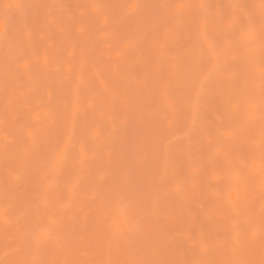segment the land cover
<instances>
[{"label":"rangeland","instance_id":"374dc122","mask_svg":"<svg viewBox=\"0 0 264 264\" xmlns=\"http://www.w3.org/2000/svg\"><path fill=\"white\" fill-rule=\"evenodd\" d=\"M263 162L264 0H0V264H264Z\"/></svg>","mask_w":264,"mask_h":264},{"label":"bare ground","instance_id":"6f19581e","mask_svg":"<svg viewBox=\"0 0 264 264\" xmlns=\"http://www.w3.org/2000/svg\"><path fill=\"white\" fill-rule=\"evenodd\" d=\"M229 1H230V0H229ZM192 40H193V39H192ZM187 48H188V47H187ZM195 48H196V47H195ZM185 49H186V48H185ZM178 50H180V48H179ZM187 51H188V50H187ZM180 52H181V51H180ZM187 54H188V53H187ZM191 56H192V55H191ZM241 96H243V95H241ZM228 97H229V96H228ZM229 98H230V101H231L232 97H229ZM205 100H206V99H205ZM220 100H221V98H220ZM228 100H229V99H228ZM224 103H225V102H224ZM225 105H226V103H225ZM221 108H222V105H221ZM220 110L222 111V109H220ZM261 114H262V113H261ZM219 116H220V115H219ZM221 117H222V115H221ZM255 132L257 133V131H255ZM258 132H260V131H258ZM239 136H240V135H239ZM234 138H235V137H234ZM233 140H234V139H233ZM235 141H238V139L235 140ZM241 141H242V140H241ZM233 143H234V142H233ZM231 146H232V144H230V147H229V148H232ZM237 146H238V145H237ZM239 146H240V145H239ZM225 149H226V148H225ZM225 149L222 147V150L225 151ZM233 149H234V148H233ZM218 150H219V148H218ZM231 150H232V149H231ZM233 151H235V150H233ZM218 152H219V151H218ZM231 153H233V152L231 151ZM226 157H227V156H226ZM258 157H259V155H257L255 158H258ZM261 157H262V156H261ZM255 158H253V161H252L251 164H253V163H254V160H255V163L257 162V163L259 164V166H257V167L260 168V166H261V165H260L261 158L259 157L258 160L255 159ZM262 159H263V158H262ZM246 161H247V160H246ZM248 161H249V160H248ZM245 163H246V162H245ZM263 163H264V162H263ZM228 164H229V162H228ZM243 164H244V162H243ZM247 165H248V163H247ZM232 166H233V165H232ZM229 167H230V166H229ZM235 167H236V166H235ZM257 167H256L255 165L253 166V168L251 167V165L249 166V168H251V170L254 171V174H257V173L260 171V169L257 168ZM244 168H245V167H244ZM234 169H235V168H234ZM234 169L231 170V167H230V170H229L230 172H229V173H231V171L234 172ZM257 169H258V171L256 172ZM246 170H247V168H246ZM197 171H198V170H197ZM197 171H196V172H197ZM248 171H250V170H248ZM253 171H252V173H253ZM193 172H194V171H193ZM198 172H199V171H198ZM227 172H228V171H227ZM229 173H228V174H229ZM234 173H235V172H234ZM213 174H214V173H212L211 176H212ZM215 174H216V173H215ZM236 174H238V175H236ZM193 175H195V174H193ZM226 175H227V174H226ZM229 175H230V174H229ZM240 175H242V177H243V176H244V177L247 176V174L245 175V174H243V173L240 174ZM240 175H239V172H236V173H235V176H238L239 180H238V178H236V177L234 176V181H232V182H233V184H232L233 187L231 186V188L235 190L234 192H236V198H239V197H238L239 194L237 193L236 187H238L239 183H241L240 181H241L242 179H244V178H242V177H239ZM251 176H252V175H251ZM224 177H225V176H224ZM248 177H249V176H248ZM248 177H246V178H247V179H246V183H245V179L243 180V181H244V182H243V183H244L243 185L246 187V189H245L244 187H241V186H240L242 189L246 190V191H244L243 193H246V196H248V197H246V196L244 195V196H245V200H244V202L242 201V199H244V198H242V199H238V200H241L240 202H237V199H236V202H237V204L239 203V204H238L239 206H240L241 203L243 202L242 204L244 205V207H242V205H241V207H239V208H242V209H246V207L249 206V203H248V202L252 201V200L249 201V199H251V198H250V194H251V193H252V194H251V197L254 195V197H255L256 199H257V198H258V199L261 198V200H262V198H263V200H264V193H262V194L260 195V193H259L257 190H255L256 192H253V191L251 192V190H254V189L252 188L254 183L251 182V181H253V180H250V179H251V178H254V176H253V177H250V178H248ZM240 178H241V179H240ZM226 180H227V179H226ZM231 180H232V178H231ZM254 180H255V181H254L255 184H257L255 178H254ZM247 181H248V182H247ZM263 181H264V180H262V182L260 181V183H263V184H260V183L258 182L257 186L255 185L254 187H256L259 191H261V188L264 190V186H263V185H264V182H263ZM229 182H230V179H229ZM229 182H228V183H229ZM238 182H239V183H238ZM250 182H251V184H250ZM237 183H238V184H237ZM252 183H253V184H252ZM234 185H235V187H234ZM241 185H242V184H241ZM246 185H247V186H246ZM249 185H251V186L249 187ZM248 188H250V189H249L250 192L248 191ZM238 189H239V187H238ZM240 190H241V189H240ZM241 191H243V190H241ZM211 192H212V191H211ZM247 192H248V193H247ZM257 192L259 193V194H258V197H256V196H257ZM261 192H262V191H261ZM239 193H241V192L239 191ZM249 193H250V194H249ZM254 193H255V194H254ZM207 194H208V192H207ZM213 194H215V192H213ZM213 194H212V195H213ZM217 194H218V193H217ZM241 194H242V193H241ZM208 195H209V194H208ZM255 195H256V196H255ZM214 196H215V195H214ZM240 196H241V195H240ZM242 196H243V194H242ZM244 196H243V197H244ZM259 196H260V198H259ZM211 197H212V196H211ZM218 198H219V197H218ZM255 198H254V200H255ZM215 200H216V199H215ZM261 200H259V201H260V206H261V208L264 210V208H263V207H264V202H261ZM263 200H262V201H263ZM212 201H213V200H212ZM245 201H246V202H245ZM244 203H245V204H244ZM246 203L248 204V206L246 205ZM261 203H262V204H261ZM232 204H235V203H232ZM250 204H251V203H250ZM238 205H237V206H238ZM245 206H246V207H245ZM236 208H237V207H236ZM262 209H261V210H262ZM246 210H247V209H246ZM248 210H249V209H248ZM254 213H255V212H254ZM254 213L252 214V216L254 215ZM263 213H264V211H263ZM249 214H251V213H249ZM255 215H256V214H255ZM258 216H259V215H258ZM249 217L252 218L250 215H249ZM254 217H255V216H254ZM254 217H253V218H254ZM257 218H258V217H256L255 220H252V219H251V220L254 222V221L257 220ZM263 218H264V217H263ZM247 220H248V217H247ZM249 221H250V220H249ZM257 221H258V220H257Z\"/></svg>","mask_w":264,"mask_h":264}]
</instances>
